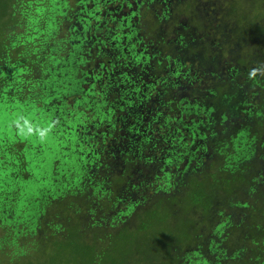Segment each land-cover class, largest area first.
I'll use <instances>...</instances> for the list:
<instances>
[{
	"label": "trees",
	"instance_id": "1",
	"mask_svg": "<svg viewBox=\"0 0 264 264\" xmlns=\"http://www.w3.org/2000/svg\"><path fill=\"white\" fill-rule=\"evenodd\" d=\"M234 8L0 0L13 58L0 48V119L15 130L0 141V264H264V242L229 263L204 255L228 240L209 210L232 193L248 199L245 233L264 237V161L250 162L264 153V76H248L264 20L234 42ZM20 117L55 127L25 138Z\"/></svg>",
	"mask_w": 264,
	"mask_h": 264
},
{
	"label": "rangeland",
	"instance_id": "2",
	"mask_svg": "<svg viewBox=\"0 0 264 264\" xmlns=\"http://www.w3.org/2000/svg\"><path fill=\"white\" fill-rule=\"evenodd\" d=\"M192 1L195 2L196 0H192ZM44 2L46 4V1H44ZM63 3H65L67 7H70L71 5L74 6V0H63ZM234 4H235V8H234V16L233 17H234V21H235L237 27L232 32H226L225 35H226V37L231 35L234 42L240 41L241 43L245 44V42H246L245 37H244L245 33L249 34L253 37H256V38L262 34L261 31H263L262 30L263 27H260L259 23H257L255 21V19L258 17V20H260V21L264 20V0H248V1L247 0H234ZM78 8H79V6H78ZM44 10L45 9H43L42 11H44ZM205 10H206V7H202V6L194 8L196 16H198L199 18L202 17V19L204 18ZM216 13H217L216 9L211 10L212 15H215ZM40 15L42 17H45L47 15V13L43 12V13H40ZM32 17H33V15H32ZM62 18L65 20H68L67 16H65V14L62 16ZM33 22H35V21L33 20ZM61 23H64V21L61 20ZM19 28L12 27V30L10 32H8L7 30L5 31V34H7L6 43H7V38H9L10 36H13L15 33L18 34L19 31L21 32V29L19 30ZM223 29H225V28L223 27ZM61 31H66V30L64 28H61ZM0 38H1V33H0ZM51 39H54L53 40L54 44L60 43V39H56V37L51 38ZM1 43H2V41H0V48L4 49L2 51V60L3 61L5 60L6 63H8L9 61H12L13 58L7 52L9 50V48L1 47ZM225 44H226V42H225ZM251 44L253 45V48L257 52V54H258V51L262 50V48H263L260 43L252 42ZM6 45H8V43ZM49 46H51V44L47 45L45 48H47ZM226 47H227V49L228 48L230 49L233 46L226 44ZM245 48H249V47H245ZM62 49H63L62 46L56 47V50L58 53ZM241 49L242 48H238V50H241ZM248 50H250V48ZM27 52L28 51H26L25 53H27ZM60 54H61V52H60ZM7 131L13 133L15 130L11 127V125H8L6 123V119H0V141H4L2 139V137H3L2 135ZM8 140L11 141L12 138H10ZM260 161H264V153H262L260 155V157H258V161L253 159L250 162L258 164V162H260ZM260 166L261 165H259V169H258L259 171H260ZM251 169H255V167L252 165ZM242 200L248 201V199H246V197L244 198V196H241L239 192H236V193L230 194L228 197H226L222 201L219 200L218 202L212 203L211 209L209 210L210 211L209 217H210L211 222L214 223L216 221L215 218H218L221 220L224 218H227L229 220L228 225H226V223L225 224L223 223L221 225V228H220V229H222V233H221L222 238H223V235L227 234L228 237H226V238L228 240H220L219 244L216 248L217 250H215L213 248L214 251L210 255L204 254L205 258H207V261H211V263H213L212 260H214V258L223 257L224 260H226L229 263L230 261H233V259H235L232 253L241 252V256L242 255L245 256L248 254V252H250V250H252L256 247L255 244L264 242V237L254 235V233H253V236L249 235L247 232L245 233L246 229L243 228V226L240 224L241 221H243L244 225L247 224L249 214H250L249 213L250 210L246 206L242 207V205L240 204V202ZM249 200L251 201V199H249ZM54 213L58 214L59 210H56ZM245 215H246V218L243 220ZM54 217H55V215H54ZM224 220H226V219H224ZM45 221L47 222L46 218H45ZM218 221H220V220H218ZM44 226L45 225H43V223H40L39 228H42ZM149 235H153V232L149 233ZM242 235H244V236L242 237ZM203 236H204V232H203ZM203 239H205V240H203V243L205 245H207L208 242L212 241L211 237H208L207 234L204 236ZM200 247L203 248L202 246H200ZM192 249L196 250L195 248H191V250ZM193 250H192L193 253L191 254V257H194V259H199V258L195 257V251H193ZM235 256H236V254H235Z\"/></svg>",
	"mask_w": 264,
	"mask_h": 264
},
{
	"label": "clouds",
	"instance_id": "3",
	"mask_svg": "<svg viewBox=\"0 0 264 264\" xmlns=\"http://www.w3.org/2000/svg\"><path fill=\"white\" fill-rule=\"evenodd\" d=\"M264 76V63H261L259 67H253L250 72L248 73L249 79H255L257 75ZM23 121L21 124L20 121ZM16 126L19 129V133L21 136H24L25 138L31 134H33L34 130L38 132L39 138L41 141H44L48 138L49 134L52 132L53 128L55 127V123H50L47 127L39 129H34V126L31 124V122L25 118L20 117L19 120L16 121Z\"/></svg>",
	"mask_w": 264,
	"mask_h": 264
}]
</instances>
